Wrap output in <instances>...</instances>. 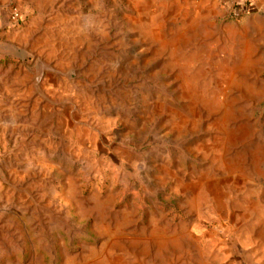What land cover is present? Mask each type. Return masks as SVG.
Masks as SVG:
<instances>
[{
  "label": "rangeland",
  "instance_id": "374dc122",
  "mask_svg": "<svg viewBox=\"0 0 264 264\" xmlns=\"http://www.w3.org/2000/svg\"><path fill=\"white\" fill-rule=\"evenodd\" d=\"M243 8L0 0V264H264V0Z\"/></svg>",
  "mask_w": 264,
  "mask_h": 264
},
{
  "label": "crops",
  "instance_id": "0c3cea01",
  "mask_svg": "<svg viewBox=\"0 0 264 264\" xmlns=\"http://www.w3.org/2000/svg\"><path fill=\"white\" fill-rule=\"evenodd\" d=\"M223 2V5H225L226 7H230V5L232 4L233 6L236 5L238 6V4L243 5L245 3V0H221Z\"/></svg>",
  "mask_w": 264,
  "mask_h": 264
},
{
  "label": "built area",
  "instance_id": "2783aa9c",
  "mask_svg": "<svg viewBox=\"0 0 264 264\" xmlns=\"http://www.w3.org/2000/svg\"><path fill=\"white\" fill-rule=\"evenodd\" d=\"M253 1H254V0H245L244 8H243L242 11H245V10L247 11V8H248L249 4H252ZM239 11H241V10H239ZM239 11H237V12H233V13H234V14H237V13H239ZM14 15H17V13L14 12Z\"/></svg>",
  "mask_w": 264,
  "mask_h": 264
}]
</instances>
